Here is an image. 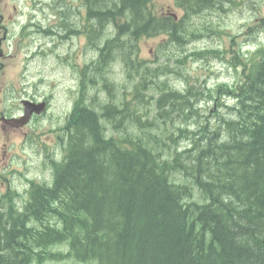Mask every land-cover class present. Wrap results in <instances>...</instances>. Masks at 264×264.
Masks as SVG:
<instances>
[{
	"label": "trees",
	"instance_id": "trees-1",
	"mask_svg": "<svg viewBox=\"0 0 264 264\" xmlns=\"http://www.w3.org/2000/svg\"><path fill=\"white\" fill-rule=\"evenodd\" d=\"M45 1L53 41L88 43L37 177L0 169V264H264V40L243 44L264 32V0H174L179 16L154 0ZM238 7L240 37L225 24ZM204 35L217 44L189 48ZM212 60L235 77L200 90L189 65Z\"/></svg>",
	"mask_w": 264,
	"mask_h": 264
},
{
	"label": "rangeland",
	"instance_id": "rangeland-1",
	"mask_svg": "<svg viewBox=\"0 0 264 264\" xmlns=\"http://www.w3.org/2000/svg\"><path fill=\"white\" fill-rule=\"evenodd\" d=\"M35 6L33 0H0V13L4 16L2 22L8 29V37L4 38V42L0 44L3 48V54L0 51V73H2L0 77V110L7 107L6 117H18L20 114L14 113L13 109L9 107L12 104H21V95H29L28 91L32 95L47 94L52 98L49 114L33 118L26 123L0 121V169L13 161L11 170L16 176L25 173L30 177H37L36 174L40 170L32 165L35 162L36 165L40 162L41 155L37 151L39 145L44 142L49 147L58 140V135L53 130L63 124V118H66V114L71 108L72 99L77 89L74 73L71 71L74 70V67L71 64L83 59L80 54L81 43L71 53L72 60L69 63L63 49L66 48L68 52L67 47L70 46H66L64 42L55 45L50 41L47 45V39H43V49L38 51L40 45L35 37H22L21 25L28 16H36L44 22L48 16L41 8H37L36 12L30 11ZM154 7L158 12L181 14V10L175 6L174 0H154ZM262 11H264V7ZM248 23L251 22L245 14L241 13L239 7L234 8L225 16V24L231 29L230 32L236 34L237 37L244 34L241 29L246 28ZM4 33L6 32L2 25L0 26V38ZM263 33L257 35L258 40H253L247 35L248 39L245 38L243 44H255L264 40ZM157 40H143L142 54L145 57H150V49ZM66 44H70V40L66 41ZM216 44L215 41L206 38L190 44L189 48ZM189 66V72L193 75L192 80L200 74L199 82L206 80L205 84L213 85L217 80H232L235 77L234 69L225 61L192 62ZM103 73L106 79L112 80L108 69H105ZM123 83H125L124 80L119 81L118 86ZM34 84L37 87L32 89ZM207 87V85L203 88L199 86L198 89L203 90ZM102 88H104V92L106 89L103 85L100 89ZM64 93H68L66 98H64ZM105 93H108V90ZM118 93L122 97V92H114L117 94V96L115 95L117 99H119ZM91 103L97 104V101L93 100ZM126 113L128 114V112ZM32 137L35 138V141H25L26 139L32 140ZM27 166L30 167V170L27 169ZM12 181L19 184L17 177H14Z\"/></svg>",
	"mask_w": 264,
	"mask_h": 264
},
{
	"label": "water",
	"instance_id": "water-1",
	"mask_svg": "<svg viewBox=\"0 0 264 264\" xmlns=\"http://www.w3.org/2000/svg\"><path fill=\"white\" fill-rule=\"evenodd\" d=\"M26 114L29 116V115H31V113H32V105L30 106V104H28V102H26ZM33 108H35L34 106H33ZM36 110H37V112H40V109H38V108H35Z\"/></svg>",
	"mask_w": 264,
	"mask_h": 264
},
{
	"label": "bare ground",
	"instance_id": "bare-ground-1",
	"mask_svg": "<svg viewBox=\"0 0 264 264\" xmlns=\"http://www.w3.org/2000/svg\"><path fill=\"white\" fill-rule=\"evenodd\" d=\"M200 108V107H199Z\"/></svg>",
	"mask_w": 264,
	"mask_h": 264
}]
</instances>
